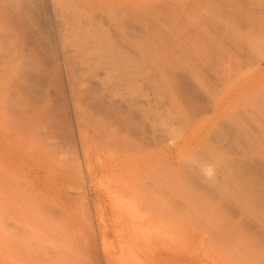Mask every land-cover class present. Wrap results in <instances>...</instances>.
Masks as SVG:
<instances>
[{
    "label": "bare ground",
    "instance_id": "1",
    "mask_svg": "<svg viewBox=\"0 0 264 264\" xmlns=\"http://www.w3.org/2000/svg\"><path fill=\"white\" fill-rule=\"evenodd\" d=\"M226 15L252 35L237 40L239 51L251 49L253 35L264 38V0H236ZM131 17L142 20L128 0H0V264H126V258L140 256L143 264H207L206 252L214 245L264 250V60L239 85L219 95L211 89L209 75L196 68L200 89L215 94L204 96L208 101L202 105L197 103L200 85L194 102L173 71V76L162 74L164 81L149 82L152 92L146 94L139 83L147 77L138 68L154 63L157 73L162 64L146 62L151 41L145 38V48L143 39H129ZM183 32L181 43L194 38L208 56L217 42L191 27ZM131 41L137 54L144 51L148 57L133 58ZM151 70L150 76L155 74ZM158 83L161 92L155 90ZM165 90L172 91L171 98L166 92L160 96ZM126 91L133 94L127 101ZM142 95L151 96L144 101L146 107ZM116 96L127 105L136 99V109L143 104L147 116L137 110L142 123L148 119L150 126L133 121L128 108L124 111L130 117L124 113L127 119L120 118ZM162 100L175 116L165 110L164 118ZM239 105L242 113L234 109ZM93 112L104 123L95 120L103 125L97 132L90 121L100 132L97 142V134L92 136L91 147L86 126ZM161 132L170 136L172 145H162ZM217 134L227 139L232 134L235 138L229 139H238L242 147L227 142L230 155L234 148L239 151L229 159L216 156L226 147ZM62 147L70 150L76 164H66ZM213 152L223 166L217 171L209 161ZM81 167L93 191L96 228L87 203L74 208L64 197L66 187L57 188L69 186ZM98 175L101 186L95 181Z\"/></svg>",
    "mask_w": 264,
    "mask_h": 264
},
{
    "label": "rangeland",
    "instance_id": "2",
    "mask_svg": "<svg viewBox=\"0 0 264 264\" xmlns=\"http://www.w3.org/2000/svg\"><path fill=\"white\" fill-rule=\"evenodd\" d=\"M226 4H228L230 6V9H232L233 5L236 4V0H128L129 8L131 10H134L138 15H140L142 17V20H140V19L135 20L132 17L131 18L133 20H128L127 27H128V32H129V39L133 40V41L136 40L135 42H139V41L141 42V40L143 39L142 43L143 44L145 43L144 44L145 48H146V46H149L148 44H146L147 41L148 40L151 41L154 44L152 46V48H151L153 50L151 51V49H150V51H148V53L149 52L150 53L148 54L149 58H146V60H148L146 62L148 63V62L151 61L153 63L154 60H156L155 64L157 66H159V64H162V66H159L160 68L157 67V73H158V69H160L163 72V73H161L159 71L161 73V75L162 74L165 75V73H170L173 76V73L175 72L173 78L177 81L178 84L180 83L179 85H180L181 88H185V92H186V94L188 93V95H191V94L193 95L194 94L196 96L197 95L199 96V94H197V91H196V89L199 88V91L201 90L200 91L201 92L200 93V95H201L200 97L201 98H198L199 100L195 99V96L193 95V97H194L193 100H194V102H197V100H198L197 103L201 104V105L205 104V102L208 101V98L206 97L205 98V102H204V96H208V94L210 93V95L213 97L215 94L214 93L211 94L212 91H210L209 93H208V91H206V93H207V95H206L205 91L202 90L204 88L201 87L202 86L201 84H198V81H196L198 79L196 77L197 75H195L196 68H198V69L200 68L201 69V70L200 69L199 70L202 72V75H204V74H205L204 76H206V75L208 76L209 75L208 79L210 77V80H212V82L214 83V86L211 89L213 90V88H214L213 92L216 91V94L219 95L221 92L225 91L227 88H231L233 86L239 85L245 79L246 76L251 74L252 69L254 68L255 64H257V63L261 62L262 60H264V38H262L260 35H253L256 38V40H254V41H252V39H249V41L252 44H251V49L246 48L244 50V51H247V53L243 52L241 50L239 51V49H238V47L236 45L237 40L239 39L238 41H240V39H241L240 42H243L242 38H244V40H245L246 38H251L252 35H250L248 33H245V32H242V29H238L237 27H235V25H234L235 23H233V20L230 19L229 17H227V15H226L227 14V9H229V6H227ZM187 27H191V28H193V30L197 29L199 32H202L204 35L207 34L209 37L214 36L216 38L217 42L214 43L215 45H213V49L214 50L217 49V50H215V52H214V50L212 49V51L210 52V54L208 56V53H206L207 55L205 54V52H207V51H205L204 49L202 50V48H199V47H202L200 41H197L194 38H191V39L188 40L186 36L184 38H186L187 40L186 41L184 40L185 42L181 43L182 41H180L179 38H181V39H183V38L180 35H182V36L184 35L183 33H185V32H183V29H185V28L187 29ZM153 28L155 29L156 32L153 31ZM214 28L217 29V32L219 31L221 33V36L218 35V34H216V36H215V31L213 30ZM150 33L153 35L152 37L150 36L151 35ZM146 34H149V36L146 37ZM160 35L164 39V43L162 42V44H164V45H162L161 42L159 41V40L162 39V37ZM165 36L169 39L170 43H168L167 40H166L167 44H165V39H166ZM149 37H151V38L149 39ZM157 37L159 38V40H158ZM214 37H212V38H214ZM145 38L147 39V41H146ZM149 41H148V43H149ZM161 41H163V40H161ZM171 42H173V43H171ZM132 43L130 44L131 46L134 44V43L133 44ZM136 44L138 45L139 43H136ZM143 44H142V46H143ZM172 45L174 47H175V45L176 46L177 45L178 46L179 45H183V46L179 47V49L181 51H184V54L181 53L182 54L181 55V54L177 53L179 51V49L174 48V47L171 48ZM131 46L129 48L131 53L129 52V54L130 55L132 54L133 58H136V57L138 58V56H141V55H142L141 56L142 58L148 57V55L147 56H143V54L145 52L142 49H144V47L141 49L143 51V53L141 52V53L137 54L139 52L138 48L136 47L137 50L133 49L135 47V44L132 47ZM246 46L248 47L247 43H246L245 47ZM147 48H149V47H147ZM155 48H156V50H155ZM170 48H171V50H170ZM187 48H188V50H189V48L192 49L191 52H193V53L191 55L188 54V53H191L190 51H186L187 54H185V50H187ZM195 48H197L198 50L196 49L197 51H195ZM182 49H185V50H182ZM199 49H201V51H199ZM135 50L138 51V52H136ZM145 51L147 52V49H145ZM155 52H157V55H158L156 57H155V55H156ZM217 52L218 53L220 52V53L217 54ZM133 53H135V54H133ZM158 53L162 54V56L161 55L159 56ZM145 55H146V53H145ZM152 55L155 58L151 57ZM216 55H218V56L220 55L221 58H219L218 56L216 57ZM161 57H162V59H160ZM140 58L138 60L141 62L142 59H140ZM135 60L137 61V59H135ZM139 61H137V65H139V63H140ZM143 61L145 62V60H143ZM146 62H145V64H147ZM149 65L155 67L154 63L153 64L149 63ZM151 66H150V68L153 69V73H154L156 67L154 69V67L152 68ZM168 67L170 69H172V70H170ZM146 68H148V67L144 66L143 68L141 67V69L138 68L140 70V72L143 73V75H141V77L144 78V74H145V77H147L146 79L148 80V81H145L146 80L145 78H144V80H141V82L139 84L142 83L143 87L146 85V88L147 87L149 88V86H150L149 82H151L150 84H152L153 82H155L154 84H156L158 82L157 81L158 79L164 81V78H163L164 76L163 75H162V79H160V75H159L160 73H158V75H159L158 76L156 71H155V74L150 76L151 73H149V72L152 71V70L150 68H148V69H146ZM167 68L169 69V71L167 70ZM145 69L147 71L148 70H150V71L146 72ZM170 71H173V73L170 72ZM222 73H224L225 75L222 74ZM215 74H218V75H215ZM156 75H157V78L153 79L152 77L153 76L156 77ZM219 75L222 76V77L218 78L217 76H219ZM215 78H216V80L219 79V81L214 80ZM153 80H156V81H153ZM215 81L217 83L220 82V83H218L219 85H217V83ZM259 82H260V80H259ZM145 83H147V84H145ZM159 83L157 85H154L156 91H158L157 88L161 89ZM164 83L165 82H163V84ZM164 85H166V84H164ZM199 85H200V87H198ZM134 87H135V85H134ZM143 87L142 86L139 87L140 88V92H142V90L144 91L143 93H146V94L149 93V92H152V91H150L151 90L150 88L147 91V89L145 87L144 88ZM136 88H138L137 85H136ZM162 88L165 89L167 87L165 86V87H162ZM200 88H202V89H200ZM131 89L132 88H130L127 91L130 92ZM160 89H159V91H160ZM168 89L171 90L170 88H168ZM133 90H138V89H134L133 88ZM133 90H131V92ZM166 90L163 91L162 93H160V96H162L163 93H164L163 95H165V92L168 93L167 95L169 96V92H172V91H166ZM192 90H194V91H192ZM199 91H198V93H199ZM202 91H204L203 94H202ZM135 92L138 93L139 90L138 91H133V94ZM131 94L132 93H128L127 92L126 93L127 99H125V98H123V99H125V101H127L128 97L129 98L131 97ZM170 94H172V93H170ZM126 95H124V96L126 97ZM157 95H158V93H157ZM134 96H136V95H134ZM146 96L147 95H145V96L142 95L141 96L142 98H144L143 102H142L143 104H144L145 99L147 100L148 97H151V96H147V97ZM136 97L140 98V95L138 94V96H136ZM115 98H117V96L114 97V100H115ZM119 98L120 97H118L117 101L115 100L114 103H115V106H117V108L120 107L119 110L116 109L118 112L120 111V113H119L120 118L121 117L125 118L126 113L128 115L129 112H126L124 110L130 109L129 111H131L134 114V116H133V114L131 116V117H134V119L132 118L133 121L136 119V121L139 120L137 122H141L142 123V120H141L142 118L141 117L142 116L144 117V115L146 114V111H144V110H146V108L144 109V106L146 107L147 105L144 104V106H143V104L141 103L143 107L141 105L140 106L144 110L137 108L141 112H142V110L145 112V114H143V112H142L143 115L141 116V114H139L140 111L138 112V110L134 107L135 104L137 103L136 99H134V101L131 100L133 103L127 105L126 104L127 102L124 101L125 103H123V101H120ZM142 98L140 100H142ZM157 98L159 99L160 97L157 96ZM166 98H164L165 99L164 101H167V103L168 102L170 103V98L171 97L168 99L169 101ZM161 99H162V97H161ZM161 99H159V100H161ZM121 100H122V98H121ZM131 101H128V103L131 102ZM164 101L163 100L160 101V102H162L160 104L162 106L161 108L163 109V111L160 108V110L162 112L159 111V110H158V112H161L163 114V112H165V110H166L165 114L167 112L170 113L169 112L170 106L168 105L169 103L167 104ZM120 102H121V104L122 103L123 104L121 105ZM134 102H135V104H134ZM199 102H202V103H199ZM197 103H195V104H197ZM166 105H168L169 107L166 106ZM239 106L235 107V108L233 107V108L234 109L237 108L236 111L239 109L240 113H242L241 112L242 108H241V106L239 108ZM137 107H139V104L137 105ZM123 108H125V109H123ZM170 111H171V113L173 112L172 110H170ZM118 112H117V115H118ZM121 112H123V114ZM131 112L129 114H131ZM93 113L94 114H92V113H90V114H92V115L96 114L95 112H93ZM124 113H125V115H124ZM171 113H170L169 117L175 116L174 113L172 115H171ZM165 114H163L164 118L166 116ZM127 115H126V117H127ZM158 115L160 116V118H158V119H160L159 122H161V125H162L161 127L162 128H166L168 125H166L165 123L162 124V122H165L166 120L164 121V119L161 117L162 115L160 113ZM145 116H147V115H145ZM90 117H91V115L88 118H90ZM129 117L130 116H128L127 118H129ZM167 117L165 119H167ZM127 118H125V119H127ZM91 119H89V120L86 119V120H88L89 122L92 121V122H94V124L96 123V121H98V123H99V121H101L100 122L101 124L104 123V117L102 115L96 114L95 116H92ZM145 119H146V117H145ZM161 119L163 121H161ZM129 121H131V120H129ZM145 121L147 122V124L149 123L148 119L145 120ZM92 122H90V123L87 122V124H90V125H87L88 127L86 126V130H87V128H89V130L91 129L90 131L87 130V132H89V134L87 133V136H88L87 137L88 138L87 142H88V144L91 147H93L94 144H95L93 142V137H95V135L97 134L96 135V136H98L97 139H96V137L94 138L95 142H97L98 138H99V135H100V132H101L100 129L103 127V125L101 127L97 126L98 125L97 123L94 125V129L95 130L97 129L96 130L97 132L100 131L99 134H98L93 128H91V126L93 127V123ZM146 122L143 121L144 124ZM100 123H99V125H100ZM143 123L141 125H143ZM149 126H148V128L145 126L147 128V130L149 129ZM177 130H179L178 127H177ZM93 131H95V133ZM160 134L163 135V136H160V138L163 141V144H162L163 146L167 147L168 145H172L169 135H166L168 137V138H166V136L164 135L163 132H161ZM224 135H226V134H224ZM224 135L217 134L216 137H219L218 139L223 141L225 144L223 142H221V143H223L225 146H226V144L228 142L229 144L231 143L232 146L233 145L235 146L238 143L239 146L236 145L235 148L236 147L238 148L240 146L242 147V144L239 143V141H237L238 140L237 138H236L237 140L229 139V138L233 137L232 134H230L232 137H230V135H229L228 139H227V136H224ZM224 137H226V140L224 139ZM233 138H235V137H233ZM164 139H166V140H164ZM230 140H232V141H230ZM230 148H231V146H230ZM235 148H234V150L236 152H238L239 150L237 151V149H235ZM60 149L62 151L61 152V157L66 162L67 165L73 166L74 164H76L75 161H74V163L72 165V162L75 159L73 157H71V152H69L70 151L69 149H66V147H62ZM226 149H227V146L225 148L223 147V149H221L220 151H218V153H216V156H218V155L221 156L222 155L223 158L225 156V159H229L230 157H233L234 156L233 153L235 154V151L233 150V148H231L233 150V153H232V151L230 152V153H232L231 154L232 156L228 153V151H227L228 149L227 150ZM94 151H95V148L93 149V152ZM205 151L206 150H204L203 152H205ZM225 151H227V153ZM214 154H215L214 152L212 154L210 153L209 154L210 159L209 158L208 159H209V161L210 160L213 161V163L211 162V164L215 165V166H213V167H215L213 169H214V171L215 170L217 171L218 167L223 168V166H221V164L220 165L217 164V161H215L216 159L214 158L215 157ZM226 155H228L229 157L226 156ZM69 156L72 158V160L70 159ZM211 158L212 159L214 158V160H212ZM207 162H208V160H207ZM211 164L209 163L210 166H211ZM83 169L81 167V170H83ZM79 172H78V170H76V173H75L76 175L74 176V177H77L76 178L77 180L75 178H73L74 180L70 181L71 182L70 185L72 187L70 185H69L70 187L67 186V185H63V187L62 186H58L57 188H65L66 187L65 189L68 190V192L64 193V197L68 199V203H72V206L74 208L82 207V205L84 206V203L88 204V205L86 204V206L89 207V209L90 208L92 209V211L89 210V213H90V215L92 217V221H93L94 226L96 228L97 219L95 218V213L93 211L94 209H93L92 203H91V201L94 200L93 199L94 198L93 197V191H92V189H91V187L89 185L88 180L84 177L85 173H86L85 169L83 171H79ZM261 173H264V172H261ZM80 175H82V177H84V179L82 177H80ZM100 175H102V173ZM101 178L102 177H100L98 175L96 177V179H95V181L100 182L99 186H101V184L103 182V178H102V180H101ZM83 187H85V188H83ZM19 190H20V188L18 189V191ZM80 210L82 212L83 208H80ZM106 240L109 241L110 238H106ZM256 251L255 250H252V251L251 250H244V251L241 250L240 251L237 248H234V247L231 248V246H229V247L228 246L227 247L224 246L223 247V246L214 245V246H210L208 248L207 252H206V256H207L206 263L207 264H264V250L257 249ZM194 253H196V250L194 251ZM256 257H258V258H256ZM125 262H126V264H143V259H142L141 256L138 259L128 257V258H126Z\"/></svg>",
    "mask_w": 264,
    "mask_h": 264
},
{
    "label": "clouds",
    "instance_id": "3",
    "mask_svg": "<svg viewBox=\"0 0 264 264\" xmlns=\"http://www.w3.org/2000/svg\"><path fill=\"white\" fill-rule=\"evenodd\" d=\"M205 175L210 177L211 173L206 171Z\"/></svg>",
    "mask_w": 264,
    "mask_h": 264
}]
</instances>
